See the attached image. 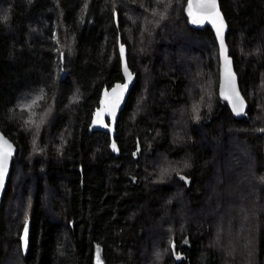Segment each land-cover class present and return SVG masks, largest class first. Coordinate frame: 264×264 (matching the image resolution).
<instances>
[{"label":"trees","instance_id":"16d2710c","mask_svg":"<svg viewBox=\"0 0 264 264\" xmlns=\"http://www.w3.org/2000/svg\"><path fill=\"white\" fill-rule=\"evenodd\" d=\"M188 1L0 0V130L18 148L0 264H264V0H220L240 120ZM120 39L137 82L115 152L90 126L123 81Z\"/></svg>","mask_w":264,"mask_h":264},{"label":"water","instance_id":"95a60500","mask_svg":"<svg viewBox=\"0 0 264 264\" xmlns=\"http://www.w3.org/2000/svg\"><path fill=\"white\" fill-rule=\"evenodd\" d=\"M189 2L186 6V16L189 19V25L192 28L204 29L206 26H209L214 31L219 48H220V96L221 98L228 101L230 108L236 117V119H244L247 115L248 111V102L242 94L239 76L236 72L234 60L230 55L229 46L227 44V34L229 32V25L225 18V15L221 8L220 0H217V10L220 13V17L223 20L224 29H223V47L221 45V37L217 32V25L219 21H213V18L210 16H204L199 23H192V16L189 15ZM193 3L192 11L197 13L198 17L201 13V9L197 8L196 5L198 0H191ZM123 49V51H121ZM119 52L121 57L122 64V74L123 81L116 83L111 89H106L103 91L101 99H100V108L97 111V114L94 116L91 126L90 132L93 133L95 131H105L111 135L112 139V148L115 152H119V144L116 141L117 135V125L121 116V113L125 109L130 93L134 88L137 82V75L131 70L129 65V53L126 45L123 44L122 39L119 40ZM229 73L231 76H229ZM237 94L239 96V101L243 103L242 111H238L234 105L239 103L237 100ZM7 142V146H10V151L8 152L7 159L4 166V175L3 181L0 183V229H1V210L2 203L4 199V195L8 186V182L11 176L12 168H13V157L17 154L18 148L15 143L7 137L0 130V145H3V142ZM113 145L115 147H113ZM140 144L138 145V150L135 153V157L137 158L138 153L140 152ZM8 151L7 148H5ZM26 232V235H25ZM30 233L31 227L27 225L22 235L23 247L27 251L30 245Z\"/></svg>","mask_w":264,"mask_h":264},{"label":"snow or ice","instance_id":"6c2138e0","mask_svg":"<svg viewBox=\"0 0 264 264\" xmlns=\"http://www.w3.org/2000/svg\"><path fill=\"white\" fill-rule=\"evenodd\" d=\"M189 15L192 16V23H199L201 22V19L206 15V16H210L213 18V21H219L218 25H217V32L221 37V45L223 47V29H224V24H223V20L220 17V13L217 10V0H198V3L196 5L197 8L203 10L201 11L199 17L197 15V13L193 12V3L189 2ZM123 51V49L121 50ZM229 76H231V74L229 73ZM42 97H38L36 100L32 101V104H36L38 99H41ZM237 100L239 101V96L237 94ZM27 107H31V105H28ZM234 107L237 108L238 111H242L243 109V103L242 101H239V103H237L236 105H234ZM113 147H115L113 145ZM5 148L8 149V151L5 150ZM10 151V146H7V142L4 141L3 145H0V183H2L3 181V175H4V166H5V162L7 159V155L8 152ZM26 235V232H25ZM97 264H100V258H99V249L97 250Z\"/></svg>","mask_w":264,"mask_h":264},{"label":"rangeland","instance_id":"374dc122","mask_svg":"<svg viewBox=\"0 0 264 264\" xmlns=\"http://www.w3.org/2000/svg\"><path fill=\"white\" fill-rule=\"evenodd\" d=\"M262 132H263V131H262ZM139 153H140V152H139ZM139 153H138V154H139Z\"/></svg>","mask_w":264,"mask_h":264}]
</instances>
